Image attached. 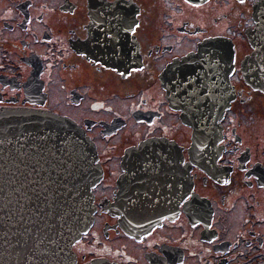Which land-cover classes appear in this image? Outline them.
Wrapping results in <instances>:
<instances>
[{"label":"flooded vegetation","instance_id":"1","mask_svg":"<svg viewBox=\"0 0 264 264\" xmlns=\"http://www.w3.org/2000/svg\"><path fill=\"white\" fill-rule=\"evenodd\" d=\"M263 104L264 0H0V108L72 120L100 169L71 264H264Z\"/></svg>","mask_w":264,"mask_h":264},{"label":"water","instance_id":"2","mask_svg":"<svg viewBox=\"0 0 264 264\" xmlns=\"http://www.w3.org/2000/svg\"><path fill=\"white\" fill-rule=\"evenodd\" d=\"M255 36L256 26L247 32L248 58ZM94 160L92 143L70 119L0 109V264H71L70 243L92 218L89 187L100 173ZM121 214L124 230H142L154 218L148 211Z\"/></svg>","mask_w":264,"mask_h":264},{"label":"bare ground","instance_id":"3","mask_svg":"<svg viewBox=\"0 0 264 264\" xmlns=\"http://www.w3.org/2000/svg\"><path fill=\"white\" fill-rule=\"evenodd\" d=\"M79 129H80V128H79ZM81 131H82V130H81ZM84 135H86V134H84ZM86 136H87V135H86ZM87 138H88V136H87ZM11 139H12V138H11ZM88 139H89V138H88ZM89 140H90V139H89ZM90 142H91V140H90ZM91 143H92V142H91ZM92 146H93V144H92ZM93 149H94V148H93ZM94 153H95V151H94ZM94 162H95V160H94ZM95 163H96V162H95ZM99 170H100V169H99ZM99 175H100V173H99ZM96 180H97V179H96ZM96 180H95V181H96ZM95 181H94V182H95ZM94 182H93V183H94ZM90 186H92V184H91ZM89 191H90V187H89ZM90 195H91V193H90Z\"/></svg>","mask_w":264,"mask_h":264},{"label":"rangeland","instance_id":"4","mask_svg":"<svg viewBox=\"0 0 264 264\" xmlns=\"http://www.w3.org/2000/svg\"><path fill=\"white\" fill-rule=\"evenodd\" d=\"M262 106L264 107V104H263ZM256 126H257V125H256ZM256 126H255V127H256ZM249 140H251V139L249 138ZM251 143H252V140H251Z\"/></svg>","mask_w":264,"mask_h":264},{"label":"snow or ice","instance_id":"5","mask_svg":"<svg viewBox=\"0 0 264 264\" xmlns=\"http://www.w3.org/2000/svg\"><path fill=\"white\" fill-rule=\"evenodd\" d=\"M241 2H243V0H241Z\"/></svg>","mask_w":264,"mask_h":264}]
</instances>
